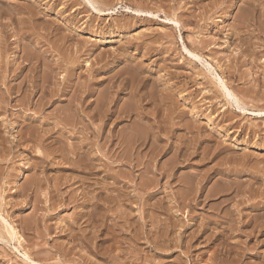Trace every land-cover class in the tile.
<instances>
[{"label":"rangeland","instance_id":"obj_1","mask_svg":"<svg viewBox=\"0 0 264 264\" xmlns=\"http://www.w3.org/2000/svg\"><path fill=\"white\" fill-rule=\"evenodd\" d=\"M0 8V264H264V0H0ZM63 85L68 92L51 97ZM70 106L82 122L67 124L62 151L19 142V128ZM107 107L118 120L96 137L103 121L94 112ZM122 129L139 131L124 134L131 147ZM110 138L122 146L110 148ZM76 157H91L92 175L86 159L72 165ZM81 191L107 208L88 207ZM117 193L121 202L111 203ZM146 211L159 222L145 224ZM132 228L143 233L137 244ZM150 229L168 246L155 248Z\"/></svg>","mask_w":264,"mask_h":264},{"label":"bare ground","instance_id":"obj_2","mask_svg":"<svg viewBox=\"0 0 264 264\" xmlns=\"http://www.w3.org/2000/svg\"><path fill=\"white\" fill-rule=\"evenodd\" d=\"M139 1V0H138ZM253 1H255V0H253ZM20 2V1H19ZM258 2V1H257ZM215 4V3H214ZM70 5H72V4H70ZM252 5V4H251ZM217 6V5H216ZM29 7V6H28ZM170 7V6H169ZM262 8H263V6H262ZM1 9V8H0ZM28 9V8H27ZM229 9V8H228ZM4 10V9H3ZM247 12V11H246ZM9 13H11V12H9ZM46 13V12H45ZM250 13V12H249ZM243 14V13H242ZM239 15V14H238ZM259 15V14H258ZM6 16V15H5ZM4 16V17H5ZM240 16V15H239ZM252 16V15H251ZM18 17V16H17ZM205 17V16H204ZM242 17V16H241ZM245 17V16H244ZM240 18V17H239ZM252 18V17H251ZM45 19V18H44ZM30 20V19H29ZM10 21V20H9ZM254 21V20H253ZM21 22V21H20ZM32 22V21H31ZM58 22V21H57ZM19 23V22H18ZM51 23V22H50ZM175 23H177V22H175ZM258 23V22H257ZM14 24V23H13ZM42 24V23H41ZM7 25V24H6ZM246 25V24H245ZM28 26V25H27ZM33 26V25H32ZM52 26V25H51ZM45 27H47V26H45ZM55 27V26H54ZM26 28V27H25ZM260 28V27H259ZM99 29V28H98ZM9 30V29H8ZM18 30V29H17ZM234 30V29H233ZM20 31V30H19ZM27 31V30H26ZM261 31V30H260ZM14 32V31H13ZM24 32H25V30H24ZM40 34V33H39ZM14 35V34H13ZM17 35H18V33H17ZM57 35V34H56ZM52 36V35H51ZM50 37V36H49ZM72 38V37H71ZM53 39V38H52ZM57 43V42H56ZM33 44V43H32ZM58 44V43H57ZM78 44H79V42H78ZM83 44V43H82ZM80 45V44H79ZM22 46V45H21ZM24 47H25V45H24ZM52 47V46H51ZM65 47V46H64ZM83 48V47H82ZM21 49V48H20ZM23 49V48H22ZM38 50V49H37ZM62 50V49H61ZM81 51V50H80ZM31 52V51H30ZM41 52V51H40ZM44 53V52H43ZM42 53V54H43ZM60 53V52H59ZM67 53V52H66ZM71 53V52H70ZM69 53V54H70ZM64 54V53H63ZM246 54V53H245ZM28 55V54H27ZM26 55V56H27ZM233 55V54H232ZM80 56V55H79ZM261 56V55H260ZM29 57V56H28ZM38 57V56H37ZM46 58V57H45ZM23 60V59H22ZM54 63V62H53ZM126 64V63H125ZM130 64V63H129ZM15 65V64H14ZM96 65V64H95ZM59 66V65H58ZM39 67V66H38ZM123 68V67H122ZM70 69H71V67H70ZM90 69V68H89ZM124 69V68H123ZM254 69V68H253ZM130 70V69H129ZM128 71V70H127ZM47 72H48V70H47ZM16 73V72H15ZM42 73V72H41ZM78 73V72H77ZM134 73V72H133ZM136 73V72H135ZM45 74V73H44ZM46 75L48 76L49 74H47L46 73ZM46 75H44V76H46ZM112 75V74H111ZM251 75V74H250ZM47 76H46V78H47ZM53 76V75H52ZM55 76V75H54ZM238 77V76H237ZM263 77V75L261 76V78ZM42 78H44V79H46L45 77H43V75H42ZM219 78V77H218ZM86 79H87V77H86ZM111 79V78H110ZM136 79V78H135ZM97 80V79H96ZM219 80V79H218ZM44 81V80H43ZM46 81V80H45ZM78 81V80H77ZM81 81V80H80ZM123 81V80H122ZM129 81V80H128ZM222 81V83H223V80H221ZM255 81H256V79H255ZM82 82V81H81ZM109 82V81H108ZM78 83V82H77ZM86 83V82H85ZM116 83V82H115ZM137 83V82H136ZM135 83V84H136ZM43 84V83H42ZM71 85V84H70ZM140 85V84H139ZM156 85V84H155ZM137 86V85H136ZM223 89H225V87H226V85H225V83H223ZM262 86V85H261ZM67 87H69V85H63V87L62 88H58V89H55V90H51L49 93L50 94H52L51 95V97L53 96L54 97V94L56 95L57 93H60V95H65L67 92H68V90H67ZM71 87V86H70ZM138 87V86H137ZM143 87V86H142ZM9 88V87H8ZM11 88V87H10ZM87 88V87H86ZM19 89V88H18ZM132 89V88H131ZM226 89H227V87H226ZM91 90V89H90ZM228 91H229V89H227ZM227 90H225L226 92H227ZM152 91V90H151ZM7 92V91H6ZM17 92V91H16ZM28 92V91H27ZM80 92V91H79ZM84 92H85V90H84ZM83 92V93H84ZM87 92V91H86ZM225 92V93H226ZM49 93H46V94H49ZM78 93V92H77ZM153 93H155V92H153ZM228 93V92H227ZM231 91L228 93L230 96H231ZM115 94V93H114ZM42 95V94H41ZM79 95H82V94H79ZM78 95V96H79ZM232 95H234V93L232 92ZM27 96V95H26ZM96 96V95H95ZM48 97V96H47ZM50 97V98H51ZM71 97H72V95H71ZM84 97V96H83ZM160 97V96H159ZM6 98V97H5ZM22 98V97H21ZM27 98V97H26ZM44 98V97H43ZM46 98V97H45ZM49 98V97H48ZM82 97H80V99H81ZM114 98V97H113ZM165 98V97H164ZM232 98V97H231ZM234 98H236L235 96H234ZM233 98V99H234ZM23 99V98H22ZM25 99V98H24ZM54 99V98H53ZM73 99V98H72ZM79 99V98H78ZM83 99V98H82ZM82 99L80 100V101H82ZM90 99V98H89ZM104 99V98H103ZM213 99V98H212ZM51 99H47V101H45L44 103H42L41 104V102L39 103H37V105L36 106H34V108L36 109L38 106H39V108L37 109V114H38V112H39V115L40 114H42V113H40V112H42L43 110H41L40 108H41V106H42V108L45 106V104L46 103H51V101H50ZM57 100V99H56ZM95 100H97L98 101V98L97 99H95ZM114 99H112V101H113ZM137 100V99H136ZM234 100H237V99H234ZM19 101V100H18ZM20 101H23V100H21L20 99ZM29 101V100H28ZM42 101V100H41ZM53 101V100H52ZM74 100H72L71 102H73ZM97 101H96V103H97ZM115 101V100H114ZM239 101V100H238ZM3 102V101H2ZM84 102V101H83ZM16 103H17V101H16ZM18 103H20V102H18ZM26 103V102H25ZM24 103V104H25ZM54 103V102H53ZM235 103H238L237 101H235ZM27 104V103H26ZM25 104V105H26ZM41 104V105H40ZM64 104V103H63ZM72 103H70V105H71ZM75 104V103H74ZM77 104V103H76ZM91 104H92V102H91ZM22 105V104H21ZM25 105H24V107H25ZM78 105H80V103L78 104ZM96 106H98V104H95ZM111 105V104H110ZM236 105H239V104H236ZM125 106V105H124ZM240 106V105H239ZM257 106V105H256ZM71 107V106H70ZM70 107H68V108H65L64 110L66 111V112H63V111H58L56 114H54V116L53 115H51L52 117H53V119H51V120H53V121H48L49 120V118L48 117H43L44 119H46V118H48V120H46V121H44V122H41L40 120H38V124L37 123H35V124H30V125H28V126H26V127H24V129L21 127V128H19L20 130H18L19 132V134H20V138H21V140H19V139H17V140H19V142L20 143H22V144H24L25 142H31V143H34V144H36V145H38V146H40V147H43L44 149L46 148H53L54 147V145H56V143L58 144V146H55V148L53 149V150H61V149H63V143H64V141H62L63 139H61L62 137L61 136H64L63 135V133L65 132V134L67 133V128H68V126H67V124L68 123H70L71 122V124H72V128L74 129L75 127H76V129H79V126L77 127V125L76 124H79L78 122V120L80 119V121L82 122V118H79V116H77V115H79V114H77V111H78V109L77 110H75L74 109V106H72L71 108ZM77 107H79V106H77ZM81 107V106H80ZM95 107V106H94ZM132 107V106H131ZM2 108V107H1ZM64 107H62V109H63ZM73 108V109H72ZM110 108V107H109ZM113 108V107H112ZM112 108H110V109H112ZM144 108V107H143ZM242 108V107H241ZM41 111H40V110ZM57 109V108H56ZM55 109V110H56ZM58 109H61V108H58ZM92 109V108H91ZM97 109V108H96ZM101 109V108H100ZM119 109V108H118ZM117 109V110H118ZM2 110V109H1ZM39 110V111H38ZM67 110H71V115L69 116L68 115V113H67ZM83 110V109H82ZM88 110H90V109H88ZM95 110V109H94ZM98 111H99V109H97ZM120 110V109H119ZM36 111V110H35ZM34 111V112H35ZM57 111V110H56ZM137 111V110H136ZM79 112V111H78ZM115 112V111H114ZM260 113L262 112V111H259ZM67 113V114H66ZM95 114L94 115H96L97 116V119L98 118H100V120H102L103 121V125H102V130H101V128H99V129H97V130H95L94 132V136H96V137H100L101 135H102V132L104 131V129H103V127H106V124L111 120H113V119H115V117L113 118V111H109V109H108V107L107 108H105L102 112L101 111H99V112H96V110H95V112H94ZM118 113V112H117ZM77 114V115H76ZM81 114V113H80ZM115 114H116V112H115ZM140 114V113H139ZM45 115V114H44ZM93 115V114H92ZM137 115V114H136ZM47 116H49V115H47ZM118 116H120V115H118ZM127 116V115H126ZM147 117V116H146ZM19 118V117H18ZM33 118V117H32ZM31 118V119H32ZM40 118V117H39ZM39 118H37V119H39ZM111 118H113V119H111ZM118 118V117H117ZM119 118H121V116L119 117ZM126 118V117H125ZM137 118V117H136ZM3 120V119H2ZM115 120H118V119H115ZM132 120V119H131ZM134 120V119H133ZM48 121V122H47ZM78 121V122H77ZM186 121V120H185ZM52 122V123H51ZM98 122V121H97ZM114 122V121H113ZM111 123V122H110ZM116 123H118V122H116ZM137 123H139L138 121L136 122V127L139 125V124H141V123H139V124H137ZM44 124H51L52 125V127H43V125ZM81 124V123H80ZM79 124V125H80ZM109 124V123H108ZM112 124V123H111ZM110 124V125H111ZM2 125V124H1ZM22 125V124H21ZM70 125V124H69ZM100 125V126H101ZM115 125V124H114ZM122 125V124H121ZM48 126V125H47ZM50 126V125H49ZM99 126V127H100ZM108 126V125H107ZM116 126V125H115ZM133 126H135V125H133ZM142 126V127H141ZM69 127H71V125L69 126ZM128 127V126H127ZM139 127V126H138ZM142 128V129H141ZM73 129H69V131H71V132H73L74 134H77L76 132H75V130H73ZM82 129V128H81ZM113 129V128H112ZM111 129V130H112ZM133 129V128H132ZM137 129H139V130H143V125L141 124L140 125V127L139 128H137ZM135 130L134 129V131H133V133H135V131L138 133L139 131L138 130ZM146 129V128H145ZM124 130H126V129H124ZM151 130V129H150ZM79 131V130H78ZM85 131V130H84ZM107 131V130H106ZM110 131V130H109ZM118 131V130H117ZM70 132V133H71ZM125 131H123V129H122V131L121 132H118V134L120 133V135H122V133H123V137L127 134V133H124ZM142 131H140V133H141ZM145 132V131H144ZM147 132V131H146ZM53 133H56V134H58L57 136H54L55 134H53ZM69 133V132H68ZM73 133H71V134H73ZM104 133V132H103ZM133 133H131V132H128V134H130V136H131V134H133ZM156 133V132H155ZM190 133V132H189ZM19 134H17V135H19ZM90 134V133H89ZM93 134V133H92ZM117 134V133H116ZM118 134H117V136H118ZM125 134V135H124ZM127 134V135H128ZM157 134V133H156ZM86 135V134H85ZM119 135V136H120ZM152 135V134H151ZM155 135V134H154ZM93 136V137H94ZM107 136V135H106ZM111 136H113V134L111 135ZM111 136H109L108 135V137H106V138H109V137H111ZM114 136H116L115 134H114ZM116 137V138H120V137ZM95 137V138H96ZM104 137V136H103ZM122 137V138H123ZM133 137H135V135L133 136ZM137 138L136 139H134L133 138V141H134V145L136 144V150H137V152L135 153L136 155H138V158L137 159H139L140 157H141V155L143 154H141L140 152V148H141V146H142V141H141V139H139V137H138V135L136 136ZM154 137V136H153ZM65 138V137H64ZM105 138V137H104ZM128 138V137H127ZM141 138V137H140ZM111 139V138H110ZM121 139V138H120ZM65 140V139H64ZM88 140V138H83V141H81L80 142V145H82V146H87V145H89L90 143H88V142H86ZM105 140V139H104ZM114 140V139H113ZM113 140L111 139V142H110V148H111V146H115V145H119L120 143H121V141H118V142H115L116 144H114L113 145ZM122 140V139H121ZM127 141L128 143H129V141L128 140H126L125 139V137H124V139H123V141ZM130 140H131V138H130ZM155 140V139H154ZM108 141H110V140H108ZM122 141V142H123ZM24 142V143H23ZM72 142H73V140H72ZM105 142V141H104ZM8 143H9V141H8ZM128 143L127 144H124V145H128ZM130 143L131 144H133V142H132V140L130 141ZM129 143V146L131 145ZM19 144V143H18ZM68 144V143H67ZM72 144V143H71ZM153 144V143H152ZM182 144V143H181ZM31 145V144H30ZM66 145V144H65ZM102 145V144H101ZM121 146H122V143L120 144ZM133 145V146H134ZM155 145V144H154ZM28 146V145H27ZM37 146V147H38ZM63 146V147H62ZM116 146V147H117ZM132 146V145H131ZM130 146V147H131ZM150 146V145H149ZM68 147V146H67ZM66 147V148H67ZM73 147V146H72ZM112 147V148H113ZM126 147V146H125ZM125 147H123V148H125ZM160 147V146H159ZM158 147V148H159ZM162 147V146H161ZM184 147V146H183ZM71 148V147H70ZM74 148V147H73ZM87 148V147H86ZM90 148V147H89ZM88 148V149H89ZM117 148H119V147H117ZM122 148V149H123ZM65 149V148H64ZM116 149V148H115ZM129 149H131V148H129ZM39 150V149H38ZM74 150V149H73ZM113 150V149H112ZM185 150V149H184ZM31 151V150H30ZM48 151H50V150H48ZM62 151V150H61ZM64 151V150H63ZM106 151V150H105ZM115 151V150H114ZM127 151H128V149H127ZM53 152V151H52ZM60 152V151H59ZM85 152V151H84ZM88 152V151H87ZM122 152V151H121ZM152 152V151H151ZM188 152V151H187ZM41 153H42V151H41ZM44 153V152H43ZM138 153V154H137ZM141 155H140V154ZM150 153V152H149ZM182 153H184V152H182ZM57 154H58V152H57ZM60 154V153H59ZM62 154V153H61ZM151 154V153H150ZM33 155V154H32ZM56 155V154H55ZM64 155V154H63ZM63 155H62V157H63ZM71 155V154H70ZM85 155V154H84ZM112 155H115V154H112ZM126 154H124V153H119V154H116V156H115V158H118L122 163H126V162H129L130 163V160L131 159H127V157L125 156ZM128 155V154H127ZM135 155V156H136ZM139 155H140V157H139ZM152 155V154H151ZM181 155V154H180ZM204 155V154H203ZM35 156V155H34ZM43 156V155H42ZM65 156H67L66 154H65ZM81 156V155H80ZM93 156V155H92ZM61 157V158H62ZM83 157V156H82ZM82 157H81V160L78 158V157H76V158H78V160H73L72 159V165L74 164V166H75V164L76 165H78V166H80L81 167V162H83V159H86V162H85V166L88 168V170H87V172L88 171H90V173H88V174H91L92 175V171H93V166H92V161H90L91 163H87V161L89 160V158H91V157H84L83 159H82ZM58 158V157H57ZM60 158V159H61ZM188 158V157H187ZM32 159H34V158H32ZM46 159V158H45ZM65 159H67V158H65ZM156 159V158H155ZM207 159V158H206ZM41 160H43V159H41ZM70 160V159H69ZM49 161V160H48ZM108 161V160H107ZM40 162H42V161H40ZM96 162V161H95ZM137 162V161H136ZM141 163V159H139L138 160V163H136L137 165H141L140 163ZM151 162V161H150ZM149 162V163H150ZM174 162V161H173ZM57 163H59V162H57ZM64 163H66V162H64ZM115 163V162H114ZM37 164V163H36ZM62 164V163H61ZM134 165V166H137V165ZM146 164V163H145ZM144 164V165H145ZM131 165V164H130ZM148 165V164H147ZM172 165V164H171ZM35 166V165H34ZM38 166V165H37ZM53 166V165H52ZM98 166V165H97ZM160 166V165H159ZM173 166V165H172ZM36 167V166H35ZM42 167V166H41ZM63 167V166H62ZM61 167V168H62ZM133 167V166H132ZM168 167V166H167ZM43 168V167H42ZM79 168V167H78ZM83 168V167H82ZM94 168H96V166L94 167ZM144 168V167H143ZM142 168V169H143ZM147 168V167H146ZM145 169V168H144ZM159 169V168H158ZM164 169V168H163ZM92 170V171H91ZM95 170V169H94ZM151 170V169H150ZM106 171V170H105ZM109 171V170H108ZM107 171V172H108ZM81 172V171H80ZM85 174H86V171L84 172ZM75 174V173H74ZM78 174V173H77ZM94 174H95V171H94ZM193 174H195V173H193ZM199 174V173H198ZM70 175V174H69ZM87 175V174H86ZM61 176V175H60ZM90 176V175H89ZM129 176V175H128ZM140 176H141V174H140ZM143 176V175H142ZM146 176V175H145ZM180 176V175H179ZM178 176V177H179ZM188 176V175H187ZM79 177V176H78ZM84 177V176H83ZM149 177V176H148ZM181 177V176H180ZM30 178V177H29ZM38 178V177H37ZM76 178V177H75ZM88 178V177H87ZM107 178V177H106ZM122 178V177H121ZM129 178H131V177H129ZM137 178V177H136ZM143 178V177H142ZM190 178V177H189ZM228 178V177H227ZM226 178V179H227ZM48 179V178H47ZM90 179V178H89ZM135 179V178H134ZM147 179V178H146ZM29 180V179H28ZM37 180V179H36ZM53 180V179H52ZM84 180H86V179H84ZM110 180V179H109ZM191 180V179H190ZM32 180H30V182H31ZM56 181V180H55ZM67 181V180H66ZM77 181V180H76ZM83 181V180H82ZM186 181H188V180H186ZM223 181V180H222ZM25 182V181H24ZM58 182V181H57ZM62 182H63V180H62ZM89 182V181H88ZM156 182V181H155ZM189 182L190 181H188V184H189ZM193 182V181H192ZM227 182H229V180L227 181ZM240 182V181H239ZM27 183V182H26ZM29 183V182H28ZM52 183V182H51ZM92 183V182H91ZM90 183V184H91ZM94 183V182H93ZM92 183V184H93ZM105 183V182H104ZM125 183V182H124ZM134 183V182H133ZM153 183V182H152ZM185 183V182H184ZM236 183V182H235ZM67 184V183H66ZM84 184V183H83ZM82 184V185H83ZM95 184H98L99 185V183H96V181H95V183H94V185ZM102 184V183H101ZM111 184V183H110ZM145 184V183H144ZM144 184H143V181H141V182H139L138 183V185H139V188H141L142 190H144V189H146V188H144ZM186 184H187V182H186ZM185 184V185H186ZM221 184V183H220ZM25 185V184H24ZM41 185H43V183L41 184ZM88 185V184H87ZM105 185H107V183L105 184ZM113 185V184H112ZM230 185V184H229ZM32 186V185H31ZM53 186H55V185H52V187ZM59 186V185H58ZM89 187L91 186V185H88ZM96 186V185H95ZM102 186V185H101ZM101 186H99V187H101ZM189 186V185H188ZM237 186V185H236ZM56 187H57V185H56ZM60 187V186H59ZM93 187V186H92ZM102 187H104V186H102ZM147 187V186H146ZM192 187V186H191ZM216 187V186H215ZM220 186H218V188H219ZM231 187V186H230ZM19 188V187H18ZM58 188V187H57ZM91 188V187H90ZM105 189H106V187H104ZM148 188V187H147ZM151 188V187H150ZM172 188V187H171ZM177 188H178V186H177ZM186 188H188V187H186ZM53 189H55L56 190V188H53ZM52 189V190H53ZM78 189V188H77ZM86 189V188H85ZM102 190H103V188H101ZM108 189H110V188H107L106 190H108ZM183 189V188H182ZM191 189V188H190ZM210 189H212L211 187H210ZM67 190V189H66ZM88 190V189H87ZM90 190V189H89ZM100 191V192H103V191ZM131 190V189H130ZM141 190V191H142ZM214 190V189H213ZM230 190V189H229ZM57 191H59V189L57 190ZM105 191V190H104ZM144 191H146V190H144ZM187 191V190H186ZM240 191V190H239ZM82 192V191H81ZM97 192V191H96ZM107 192V191H106ZM127 192V191H126ZM184 192V191H183ZM211 192V191H210ZM216 192H217V190H216ZM57 193V192H56ZM118 193H120V192H118ZM117 193V194H118ZM130 193V192H129ZM144 193V192H143ZM142 193V194H143ZM185 193V192H184ZM218 193V192H217ZM227 193V192H226ZM37 194V193H36ZM81 194V193H80ZM89 194H91L90 192H89ZM112 193H110V195H111ZM172 194V193H171ZM191 194V193H190ZM210 194V193H209ZM39 195V194H38ZM62 195V194H61ZM75 195V194H74ZM71 196L70 195V197H67L68 199H69V201H71V200H73V201H75V199L77 198H75V196ZM77 195V194H76ZM82 197L85 199L86 198V200H85V202L87 203V206L88 207H90V208H94V209H96L95 207H98L99 205H102V206H104V207H106L107 208V206H105V205H103V204H101V203H99L98 201H99V198L97 197V195H95V196H93V197H88L89 195H88V191H83L82 192ZM93 195V194H92ZM100 195L101 194H99V197H100ZM103 195V194H102ZM110 195H108V196H110ZM114 195V194H113ZM119 195V198L117 197V195H115V197L113 198V197H111L110 196V199H112V200H110L111 201V203H113V200H115V201H119V202H121V200H122V197H120V196H122V195H120V194H118ZM127 195V194H126ZM181 195V194H180ZM193 195V194H192ZM48 196V195H47ZM51 196V195H50ZM56 196V195H55ZM78 196V195H77ZM104 196V195H103ZM102 196V197H103ZM107 196V194H106V198H109ZM182 196H183V194H182ZM185 196V195H184ZM184 196H183V199H184ZM206 196V195H205ZM180 197V196H179ZM178 197V198H179ZM196 197V196H195ZM212 197V196H211ZM214 197V196H213ZM229 197V196H228ZM232 197V196H231ZM28 198V197H27ZM72 198V199H71ZM105 198V199H106ZM117 198V199H116ZM123 198H124V196H123ZM182 198V197H181ZM186 198V197H185ZM222 198V197H221ZM58 199H60V197L58 198ZM95 199V200H94ZM182 199V200H183ZM226 199V198H225ZM233 199V198H232ZM41 200H42V198H41ZM93 200V201H92ZM125 200V199H124ZM124 200H123V203L122 204H124ZM158 200V199H157ZM229 200V199H228ZM240 200V199H239ZM84 201V200H83ZM109 201V202H110ZM127 201V200H126ZM147 201V200H146ZM200 201V200H199ZM198 201V202H199ZM225 201V200H224ZM72 202V201H71ZM79 202V201H78ZM104 202H106V201H104ZM108 202V201H107ZM118 202V203H119ZM150 202H152V201H150ZM207 202V201H206ZM63 203V202H62ZM153 203V202H152ZM189 203V202H188ZM232 203V202H231ZM145 204V203H144ZM151 204V203H150ZM156 204H158V207H159V203H156ZM160 204H161V202H160ZM165 204V203H164ZM170 204V203H169ZM185 204V203H184ZM239 204V203H238ZM120 205V204H119ZM127 205V204H126ZM222 205V204H221ZM109 206V205H108ZM151 206H152V204H151ZM155 206V205H154ZM157 206V205H156ZM156 206H155V208H156ZM229 206V205H228ZM56 207V206H55ZM104 207H102V208H104ZM113 207H114V205H113ZM127 207V206H126ZM218 207V206H217ZM58 208V207H57ZM86 208V207H85ZM105 208V209H106ZM100 209H101V207H100ZM104 209V210H105ZM109 209V208H108ZM108 209H106V210H108ZM110 209H111V207H110ZM127 209V208H126ZM145 209V208H144ZM143 209V213H144V211L146 210H144ZM210 209V208H209ZM229 209V208H228ZM238 209V208H237ZM153 210V209H152ZM217 210V209H216ZM88 211V210H87ZM129 211V210H128ZM235 211V210H234ZM89 212V211H88ZM102 212V211H101ZM114 212V211H113ZM170 212V211H169ZM229 212V211H228ZM227 212V213H228ZM118 213V212H117ZM120 213V212H119ZM130 213V212H129ZM141 213V212H140ZM146 214H143V216L144 217H142V218H145V216L147 215V213H149V211L147 212H145ZM86 212H81V213H79L78 215H79V217H77V220H78V218L79 219H81V218H84L85 216H86ZM101 214V213H100ZM121 214H122V211H121ZM142 214V213H141ZM156 214V213H155ZM155 214H154V216H155ZM170 214V213H169ZM77 215V216H78ZM89 215V216H88ZM91 215H92V213H91V211H90V214H87V218L85 219V221H88L89 220V218L91 219ZM104 215V214H103ZM102 215V216H103ZM124 215V214H123ZM122 215V216H123ZM151 215V213L149 214V216ZM165 215V214H164ZM260 215V214H259ZM105 216V215H104ZM122 216H119V217H122ZM126 216V215H125ZM128 216V215H127ZM148 216V217H149ZM169 216V215H168ZM256 216V215H255ZM117 217V216H116ZM151 218H150V220H148L149 222H147V219H146V221H145V224L146 223H152L151 225L152 226H154V222H159L158 220H156V221H153L154 220V218L152 217V216H150ZM173 217V216H172ZM212 217V216H211ZM215 217V216H214ZM263 217V216H262ZM136 218V217H135ZM160 218V217H159ZM158 218V219H159ZM210 218V217H209ZM216 218V217H215ZM219 218V217H218ZM221 218V217H220ZM252 217H250L249 218V220H248V222H250V220H253V219H251ZM257 218V217H256ZM100 219V218H99ZM105 218L103 217V220H104ZM144 219V220H145ZM156 219V218H155ZM162 219V218H161ZM164 219V218H163ZM233 219V218H232ZM28 220H29V218H28ZM35 220V219H34ZM112 220V219H111ZM114 220V219H113ZM125 220V219H124ZM222 220V219H221ZM260 220V219H259ZM36 221V220H35ZM84 221V220H83ZM93 221V220H92ZM117 221V220H116ZM130 221H132V220H130ZM129 221V222H130ZM170 221H171V219H170ZM179 221V220H178ZM217 221V220H216ZM233 221V220H232ZM126 222V221H125ZM125 222H123V223H125ZM138 222V221H137ZM231 222V221H230ZM245 222V221H244ZM247 222V223H248ZM252 222V221H251ZM254 222V221H253ZM8 223V222H7ZM20 223V222H19ZM92 223V222H91ZM117 223V222H116ZM176 223V222H175ZM233 223V222H232ZM240 223V222H239ZM6 224V223H5ZM9 224V223H8ZM29 224V223H28ZM32 224V223H31ZM36 224V223H35ZM75 224V223H74ZM133 224V223H132ZM168 224V223H167ZM166 224V225H167ZM181 224V223H180ZM199 224V223H198ZM258 224V223H257ZM256 224V225H257ZM73 225V224H72ZM79 225H80V223H79ZM94 225V224H93ZM106 225V224H105ZM108 225V224H107ZM113 225V224H112ZM114 225H115V223H114ZM125 225V224H124ZM143 225H144V222H143ZM155 225H157V224H155ZM170 225V224H169ZM172 225H173V223H172ZM172 225H170V226H165L164 228H166L165 230H162V231H165L164 233H167V235H169L168 234V232H170L171 230H172V228H174V226H172ZM246 225V224H245ZM0 226H2V225H0ZM26 226V225H25ZM131 226V225H130ZM199 226V225H198ZM255 226V225H254ZM263 226V225H262ZM6 227V226H5ZM28 227H30V226H28ZM66 227H69V226H66ZM96 227V226H95ZM118 227H119V225H118ZM124 227V226H123ZM123 227H122V229H123ZM146 227V226H145ZM157 227V226H156ZM179 227V226H178ZM8 228V226L6 227V229ZM69 228H71V226L69 227ZM127 228H129V227H127ZM143 228V227H142ZM155 228V227H154ZM170 228V229H169ZM212 228V227H211ZM5 229V228H4ZM4 229H2V231L1 232H4L3 230ZM6 229H5V231H6ZM11 229H12V227H11ZM14 229V228H13ZM92 229V228H91ZM133 229V228H132ZM131 229V230H132ZM136 229V228H135ZM135 229H133V234H131L130 235V239H132L134 242L138 239V237H140V235H141V233L142 232H140V235L138 236V234L139 233H137V231H135ZM218 229V228H217ZM238 229V228H237ZM18 230V229H17ZM70 230V229H69ZM72 230V229H71ZM98 230V229H97ZM121 230V229H120ZM140 230V229H139ZM152 229H150L149 230V232L151 231ZM161 230V229H160ZM212 230V229H211ZM255 230V229H254ZM12 231V230H11ZM11 231H10V234H9V232H8V230L6 231L7 233H8V235L9 236H11ZM78 231V230H77ZM84 231H86V230H84ZM147 231V230H146ZM159 231V230H158ZM158 231H155V232H153V231H151L150 232V234H148V235H150L149 237H151V241H152V244H153V246L155 247V248H160L161 249V247L165 244V245H167L166 244V240L164 241V242H160V238L161 237H163L162 235H164V234H162V232H158ZM231 231V230H230ZM257 231V230H256ZM72 232V231H71ZM121 232V231H120ZM124 232V231H123ZM145 232V231H144ZM197 232V231H196ZM5 233V232H4ZM13 233V232H12ZM208 233V232H207ZM221 233H222V231H221ZM249 233V232H248ZM262 233H264V232H262ZM143 234V233H142ZM244 234V233H243ZM0 235H2V233L0 234ZM109 235V234H108ZM147 235V236H148ZM166 235V234H165ZM166 235V236H167ZM176 235V234H175ZM197 234H195V236H196ZM206 235V234H205ZM213 235V234H212ZM248 235V234H247ZM78 236V235H77ZM146 236V237H147ZM166 236H165V238H166ZM171 236V235H170ZM169 236V237H170ZM190 236V235H189ZM189 236H187V237H189ZM208 236V235H207ZM11 237H13V235L11 236ZM73 237H74V235H73ZM81 237L83 238V237H86L85 236V234H82L81 235ZM144 237V236H143ZM148 237V238H149ZM186 237V236H185ZM186 237V238H187ZM191 237V239H192V236H190ZM194 237V236H193ZM147 238V239H148ZM173 238V237H172ZM8 239V238H7ZM11 239H13V238H11ZM124 239V238H123ZM167 239H168V237H167ZM188 239V238H187ZM132 240H130L131 241V243H132ZM189 240V239H188ZM129 241V242H130ZM138 241V240H137ZM185 241H187V240H185ZM189 241H191V240H189ZM209 241V240H208ZM80 242H82V241H80ZM170 242H172L171 240H170ZM170 242H169V244H170ZM85 243V242H84ZM130 243V244H131ZM136 243V242H135ZM168 243V242H167ZM178 243V242H177ZM180 243V242H179ZM186 243H188V242H186ZM190 243V242H189ZM210 243V242H209ZM94 244V243H93ZM114 244V243H113ZM137 244V243H136ZM135 244V245H136ZM204 244V243H203ZM73 245V244H72ZM80 245V244H79ZM122 245H123V243H122ZM133 244H131V246H132ZM135 245H134V247H135ZM173 245V244H172ZM175 245V244H174ZM187 245V244H186ZM190 244H188V246H189ZM207 245V244H206ZM168 246V245H167ZM175 246H177V245H175ZM191 246V245H190ZM86 247V246H85ZM130 247V246H129ZM128 247V248H129ZM137 247V246H136ZM178 248V247H177ZM214 248V247H213ZM87 249V248H86ZM104 249H105V247H104ZM132 249V251H133V248H131ZM140 249V248H139ZM175 249V248H174ZM186 249H187V247H186ZM188 249H189V247H188ZM187 249V250H188ZM155 250V249H154ZM185 250V249H184ZM224 250V249H223ZM91 251V250H90ZM129 251H130V249H129ZM205 251V250H204ZM35 253V252H34ZM38 253V252H37ZM99 253V252H98ZM107 253V252H106ZM130 253H131V251L130 252H128V254L130 255ZM133 253H134V251H133ZM133 253H131V254H133ZM223 253V252H222ZM26 254V253H25ZM28 254V253H27ZM39 254V253H38ZM51 254V253H50ZM108 254V253H107ZM135 254H136V252H135ZM139 253H137V255H138ZM147 254V253H146ZM94 255V254H93ZM234 255V254H233ZM71 256V255H70ZM111 256H113V255H111ZM111 256H109V257H111ZM115 256V255H114ZM141 256V255H140ZM147 256V255H146ZM150 256V255H149ZM26 257V256H25ZM116 257H118V256H116ZM116 257H111V258H116ZM121 257V256H120ZM137 258V256H134V258ZM124 258V257H123ZM145 258V257H144ZM149 258V257H148ZM222 258V257H221ZM232 258V257H231ZM27 259H28V257H27ZM30 260V259H29ZM124 260V259H123ZM220 260V259H219ZM32 261V260H31ZM81 261V260H80ZM33 262V261H32ZM120 262V261H119ZM184 262V261H183ZM237 262V261H236ZM228 263V262H227ZM34 264H43L42 262H34ZM45 264V263H44ZM64 264V263H63ZM69 264V263H68ZM100 264V263H99ZM102 264V263H101ZM233 264V263H232ZM251 264V263H250Z\"/></svg>","mask_w":264,"mask_h":264}]
</instances>
